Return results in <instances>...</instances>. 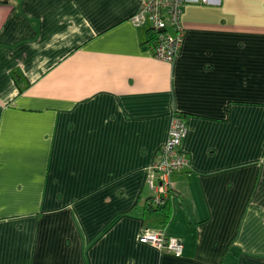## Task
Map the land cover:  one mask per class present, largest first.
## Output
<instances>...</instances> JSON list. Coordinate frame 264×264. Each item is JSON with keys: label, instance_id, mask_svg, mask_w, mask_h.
<instances>
[{"label": "crops", "instance_id": "1", "mask_svg": "<svg viewBox=\"0 0 264 264\" xmlns=\"http://www.w3.org/2000/svg\"><path fill=\"white\" fill-rule=\"evenodd\" d=\"M137 7L0 0V264H264V0L187 3L172 61ZM175 113L181 255L139 241Z\"/></svg>", "mask_w": 264, "mask_h": 264}, {"label": "built area", "instance_id": "2", "mask_svg": "<svg viewBox=\"0 0 264 264\" xmlns=\"http://www.w3.org/2000/svg\"><path fill=\"white\" fill-rule=\"evenodd\" d=\"M220 0H138L137 10L130 16L136 25H146L158 31L156 44L152 47L154 57L172 61L181 48L184 29L181 15L187 3L214 4ZM162 29V31H159ZM186 134V126L182 116L175 113L168 136L158 149L153 164L148 170L146 186L151 192L154 202H163L170 197V176L183 169L188 160L180 149L181 140ZM141 243H149L161 251L181 255L182 239L168 235L161 228H143L139 236Z\"/></svg>", "mask_w": 264, "mask_h": 264}, {"label": "trees", "instance_id": "3", "mask_svg": "<svg viewBox=\"0 0 264 264\" xmlns=\"http://www.w3.org/2000/svg\"><path fill=\"white\" fill-rule=\"evenodd\" d=\"M158 31L148 27L146 30L145 44L154 46L157 42ZM172 194V189L170 188ZM171 196V195H170ZM171 197H167L163 202H154L152 195H149L144 202L142 213L143 228L163 227L168 223L172 214Z\"/></svg>", "mask_w": 264, "mask_h": 264}, {"label": "water", "instance_id": "4", "mask_svg": "<svg viewBox=\"0 0 264 264\" xmlns=\"http://www.w3.org/2000/svg\"><path fill=\"white\" fill-rule=\"evenodd\" d=\"M159 31H162V29H160Z\"/></svg>", "mask_w": 264, "mask_h": 264}]
</instances>
